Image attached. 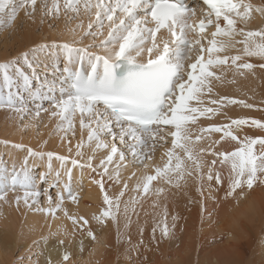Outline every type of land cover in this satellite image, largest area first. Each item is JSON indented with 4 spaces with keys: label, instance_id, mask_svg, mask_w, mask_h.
<instances>
[{
    "label": "snow or ice",
    "instance_id": "6c2138e0",
    "mask_svg": "<svg viewBox=\"0 0 264 264\" xmlns=\"http://www.w3.org/2000/svg\"><path fill=\"white\" fill-rule=\"evenodd\" d=\"M37 4L38 0H21L19 5L14 0H0V31L11 26L21 9L26 15H34ZM61 8L65 16L72 13L69 20L86 16L87 25L80 19L69 30L70 41L51 38L0 62V108L11 109L21 121L26 114H34L40 122L42 114L55 118L56 130L64 132L61 141L67 140L69 155L14 144L26 150L27 156L19 170L13 166L9 173L6 166L0 168V201L14 202L17 209L23 204L28 210L45 214L63 211L74 225L73 232L79 225V230L95 241L89 220L69 213L64 206L66 197L73 203L79 200L71 183L75 167L82 176L88 171L103 193L102 208L93 214V220L101 227L111 222L118 229L122 220L128 229L131 216L136 214L140 201L132 193L147 196L158 178L177 189L187 186L191 179L199 183L201 196L205 188L214 193L209 198L217 205L221 199H232L238 205L254 185H264V136L243 134L245 126L264 129V121L245 116L233 119L222 113L228 105L255 107L246 100L212 98L213 81L224 80L217 69L230 62L243 76V70L256 66L242 62V56L264 57V27L246 30L253 11L264 15V7L254 8L244 0H202L199 9L187 0H64L63 4L52 0L50 5L49 0H40L45 16L58 18ZM236 36L242 39L236 40ZM237 44L242 45L241 54H222ZM90 49H101L102 54ZM41 65L53 70L52 80L47 79V71L41 80ZM259 67L264 69V64ZM45 101L49 107L44 106ZM29 103L35 106L34 112ZM221 113L227 122L201 126L200 118L211 120ZM77 117L81 139L75 145V156L80 159L72 157ZM85 130L87 155L81 151ZM213 135L218 139H211ZM209 139L211 143H206ZM169 142L166 162L156 165L154 175L141 174L135 186L129 187L128 179L137 173L133 171L125 179L121 169L137 165L147 169L145 161L152 160L157 148ZM30 157H47L48 171L38 178L33 176L28 166ZM53 157L68 177L61 186L62 173L55 171L50 185L58 189L55 197L40 187L52 176ZM18 188L24 190L23 195L16 192ZM220 191L223 197L218 195ZM9 192L15 193L12 199ZM152 194L159 200L165 188L157 187ZM41 197H46L47 206L42 205ZM153 207L159 205L154 201ZM167 216L165 207L163 218L152 229L153 239L157 228L162 238L174 237L177 217H172L170 229ZM63 234L70 235L66 230ZM58 245L64 247L65 240L59 239ZM71 258L72 253L65 248L62 264Z\"/></svg>",
    "mask_w": 264,
    "mask_h": 264
},
{
    "label": "bare ground",
    "instance_id": "6f19581e",
    "mask_svg": "<svg viewBox=\"0 0 264 264\" xmlns=\"http://www.w3.org/2000/svg\"><path fill=\"white\" fill-rule=\"evenodd\" d=\"M14 2L19 5L21 0H14ZM244 3H251L254 8L255 6L264 7V0H244ZM189 4L194 7H200L202 2L194 1ZM85 21L86 20L83 22ZM73 23L75 24V22ZM260 27H264V15L253 11L250 22L246 26V30H257ZM2 33L3 32H1L0 35ZM53 34L55 33L51 32L52 36ZM64 36L65 39L62 38L63 40L71 39L70 33L66 35L64 33L63 37ZM235 38L236 40L242 39L240 36H236ZM36 42H39V40ZM26 43L30 44L29 39H26ZM241 49L242 45L237 44L235 48H230L226 53L222 54H227L229 56L238 55L241 54L239 51ZM96 52L102 54L101 49ZM242 62L252 63L256 67L254 70H243V76L239 75L235 71V67L231 65H226L224 68L217 69L218 74L221 72L223 73L224 80L222 83L213 81L212 98L215 99L218 96H229L235 99L246 100L247 103H251L255 107L248 109L228 105L222 109V113L226 112L227 117L233 119L245 116L264 121V69L259 67L260 64H264V57L242 56ZM41 68L46 70L42 65ZM52 71L53 70H50L49 68L51 77ZM205 103H208L207 98H205ZM208 106L212 105L208 104ZM222 113L214 116L211 120L200 118L201 126L206 127L209 123L227 122V118ZM15 114L16 113L13 112L10 113L13 119L4 118L3 121L0 120V148L5 152L6 157L4 160L9 173L12 171L13 166L19 170L24 163L25 156H27L26 150L13 147L14 144H24L26 147H32L45 152L52 151L59 155H69L67 152V140L64 142L61 141L64 132L57 131L56 128H54V133L51 134L52 132L50 130L52 125L54 122H57L55 118H50L48 115L42 114V122H40V120L34 118L33 114L24 121V125H30L25 128L24 125L19 123ZM37 123L39 126L38 131L35 134L34 129L36 128L37 130ZM74 127L77 131L76 137L72 139V157L80 159L75 156V145L79 143L81 139L78 117L74 121ZM245 129L249 132V136H264V129H259L254 126H245L243 134L247 132ZM250 129H254V132ZM68 135L71 136V133H68ZM211 139H218V136L213 135ZM211 139L206 141V143H211ZM45 141H47V143H45ZM83 141L84 145L81 151L87 155L89 154V148L86 130L83 133ZM168 147H171L170 142L164 147L157 148L153 159L145 161V163L149 165L147 169H144L141 166L134 169H121L125 179L131 177L133 171L137 173L136 177L128 179L129 187L135 186V183L137 179L140 178L141 174H155L156 165L162 166L167 160L165 153ZM3 164L5 163L0 161L1 168L5 167ZM51 164L53 172L52 176L49 177V183L46 184V188L48 185L54 183L52 177L55 175L56 170H59L62 173L61 186H63V183L68 182V177L64 174L63 169H61L60 161L53 157ZM28 166L30 172L38 170L39 175L41 172L48 171V159L47 157L43 160L30 157L28 159ZM68 167H72L70 163L68 164ZM226 174L225 170V175ZM71 183L76 187L74 190L78 192L79 200L78 202L73 203L66 197L64 201L65 208H67L68 212L71 214L85 216L89 220L90 226L95 234L98 231V235L102 240H109L111 245L114 244L115 249L112 245L113 252L111 251V254L109 253L110 255L106 257V260H102V264L103 262L104 264L256 263L257 257L254 258L252 254L253 249L256 248V246L253 248V238L255 233H260L261 231L263 234L264 231V185H254L253 189L247 195V198L241 200L238 205L232 199H229L226 202L221 199L219 205H217L214 200L209 198L214 193L209 192L207 188H205V194L204 196H201L197 191V188L200 186L199 183L191 179L188 180L187 186L177 189L165 185L158 178L156 181H153L151 190L147 196L141 197L136 195V193H132V195L136 196V199L140 201L136 206V214L131 216L132 223L128 229L123 227V220L118 229L117 225L111 222L101 227L95 220H93V214H98L102 208L103 193H101L99 186L92 182L88 171H85L82 176L78 167L73 168ZM157 187L165 188V194L162 195L159 200H156L152 194ZM23 191L24 190H16L20 195H23ZM57 191L58 189L55 188L54 192L56 193ZM109 191L112 190L109 189ZM14 195L15 193L9 192V199H12ZM218 195L223 197V191H220ZM123 199L127 200L128 196L126 195ZM154 201L159 207H153ZM41 203L42 205L47 206L46 197L41 199ZM165 207L168 214L167 224L170 229L173 224L172 217H177L175 221L176 227L174 229L175 235L172 238H162L160 228H157L155 233L156 239H153L152 229L156 223L163 218ZM209 217H211V220H209ZM253 217H256L255 220ZM252 220H254L255 223L257 222V230H255V232H252L251 230ZM73 228L74 225L72 221L65 216L63 211H57L55 215L45 214L28 210L23 204L17 209L14 202L12 204H5L3 201H0L1 247L10 249L13 246L21 244L22 248H27L34 243V245H37L36 247L39 248L37 252L38 258L35 259L34 264H57L59 260L62 259L65 248L71 253L74 250L77 251L82 248L87 242L84 241L86 238L83 241H81V239L86 237L87 234L86 232H81L79 230V225L75 226V232H73ZM140 229H143L142 233ZM65 230L70 235L65 236L63 234ZM259 235L261 234H258V236ZM263 236L264 234L261 235L262 238ZM42 237L44 239H41ZM59 239L65 240L64 247L58 245ZM77 240L78 242H76ZM260 241L262 242V239H260ZM96 249L98 250L100 248L93 246L90 252L95 253ZM257 250L259 252V249H255L254 251ZM262 251H264V249H262ZM102 255H100V257H103ZM86 256L88 257L89 253H87ZM76 259L78 258L76 257ZM94 259L96 260L97 258ZM87 261L90 263H87ZM3 262L4 261H1L0 263ZM92 262L94 261L83 258L81 264H94ZM71 263L73 264V262Z\"/></svg>",
    "mask_w": 264,
    "mask_h": 264
},
{
    "label": "rangeland",
    "instance_id": "374dc122",
    "mask_svg": "<svg viewBox=\"0 0 264 264\" xmlns=\"http://www.w3.org/2000/svg\"><path fill=\"white\" fill-rule=\"evenodd\" d=\"M39 1L40 0H38L37 11H36V13L34 15H30V16L29 15H26V11L24 9H21L18 12L19 15L17 14L16 19L13 21V23L11 24V26L8 27V28H6V29H4L3 31H1L3 33L0 35V62H3L6 58H11L12 56H15L16 54H18V53H20V52H22L24 50H27L28 48L32 47L34 44L43 43V42H46V41L47 42H50L49 40H51V38H57L60 42L66 41V40H63V39H65V36L63 37L64 33H65V35L66 34H69L70 33L69 30L72 29L73 27H75L76 24L79 22L80 19H83V21L86 20L84 22V24L87 25L88 18L86 16H82V17H80L78 19L69 20V17L72 15V13L69 12L68 13V16H65L64 15L63 8H61V13H60V15H59L58 18L57 17H52V16H45L44 13L40 10V2ZM51 2H52V0H49V5L51 4ZM63 2H64V0H60V3L61 4H63ZM196 8L199 9L200 7H196ZM28 11H31V10L28 9ZM73 22H75V24ZM59 25H61V26H59ZM49 28H50V30H49ZM64 29L67 32H65ZM106 31H107V29L105 30V33H106ZM51 32H54L55 34L56 33L57 34L56 35L53 34V36H52L51 35ZM58 35H60V36H58ZM61 35H62V37H61ZM37 36H38L39 39L37 38ZM47 38H49V39H47ZM26 39H29L31 45L26 43ZM43 39H45V40H43ZM37 40H39V42H36ZM70 40L67 39V41H70ZM85 42H84L85 44L88 43L87 41H85ZM21 45H22V47H21ZM75 46H77V45H75ZM79 46H82V45H79ZM97 50H100V49H95V50L94 49H90V51H94V52H96ZM229 65H230V62H229V64L227 66H229ZM50 70H52V69L50 68ZM45 71H47L49 73V75L47 76V79L49 81L52 80L53 79V76L52 77L50 76L49 69L43 70L42 68L40 69V77H41V79H44L45 78L44 77ZM44 106L45 107H49V105H48V103L46 101H45ZM34 107L35 106L33 104L29 103V109L33 110V112H34ZM12 112L15 113L11 109L0 108V115H1L0 116V120L3 121L4 118L5 119L12 118L11 115H10V113H12ZM15 115H16L17 120L19 121V123H21L22 125L25 124L24 121H26V119H28L30 116H32V115H27L26 114L23 117V121H21V116L18 115V114H15ZM54 123L52 125L51 130H50L52 132L51 134L54 133V130H55L54 128H56V123L57 122L55 124ZM245 130L247 131V129H245ZM250 130L254 132V129H250ZM37 131H38V127H37V130H36V128L34 129V133L36 134ZM245 134L246 135H249V132L247 131V132H245ZM107 139H110V137H108ZM1 150L2 149L0 148V161H2L3 163H5L3 165L6 166V162L4 160L5 157H6V155H5V152H3L4 150H2V151ZM138 166H140V165H137V167ZM31 174L33 176H36L37 178L39 177L38 170L32 171ZM38 183H39V181H38ZM46 184L47 183H40V187H41L42 190L46 188ZM50 185H48L47 189L50 191V193L53 196H55V192H54L55 191V187H50ZM72 186H73L74 189L76 188V187H74V185H72ZM17 190H23V189H19L18 188ZM42 198L43 197H41V199ZM255 218L253 217L254 220H255ZM254 220H252V222H251V230H252V232H255V230H257V228H256L257 222L255 223ZM249 223H250V221H249ZM257 233L254 234V238H253V248L256 246L255 249H259V252H258V250L257 251H254L255 249H253L252 254H253V257L254 258L257 257L255 264H264V260H263L264 259V251H262V249H264L263 248L264 247L263 246L264 245L263 244L264 243V236H263V238L261 237V235L264 234V231H263V234L260 231V233H258V234H261V235H259V236H258ZM95 235H96V240L95 241H93L91 238H88L87 235H86V237H84L83 239H81V241H83L86 238L84 241L87 242V243L85 245H83V247L80 248L79 250H77V251L74 250L72 252V258H71L72 260H70L68 263L72 264L71 262H73V264H81V261L84 258L86 260H93L94 262H92V263H94V264H102L101 263L102 260L104 261V260L107 259L106 257L111 254L110 252L111 251L113 252L114 244H112L113 245V247H112V245L110 244V241L109 240H108L109 242L107 240L106 241L102 240V238L98 235V231H97V233ZM257 237H258V239H257ZM41 239H44V238L42 237ZM260 239H262V242L260 241ZM76 242H78V240ZM19 246L21 247L22 245L21 244H18V246L16 245V246H13L10 249H8V248L1 247V244H0V259L1 258H4V259H1L0 260V262L1 261H4L3 263H0V264H34L35 259L38 258V253L37 252H38V249L39 248L36 247L37 245L35 246L34 243H33L30 246H28L29 248L28 247L27 248H24V247L23 248L22 247L20 248ZM93 246H96V248H100V249H98V250L96 249L97 252L95 251V253L90 252V250L92 249ZM114 249H115V247H114ZM10 250H11L12 253L10 252ZM99 250H101V251H99ZM1 252H2V254H1ZM76 252L77 253L79 252V253L77 254ZM98 252H99V254H98ZM8 253H10L12 255V257ZM87 253H89V256L88 257L86 256ZM100 255H102L103 257H100ZM76 257L78 259H76ZM94 258H97V259L95 260ZM10 259H11V261H10ZM261 259L263 260V262H262ZM58 263L59 264H62V259L59 260ZM87 263H90V262L87 261ZM103 264H104V262H103Z\"/></svg>",
    "mask_w": 264,
    "mask_h": 264
}]
</instances>
